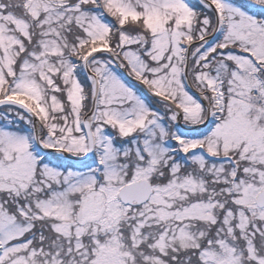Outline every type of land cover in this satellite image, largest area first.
<instances>
[{
    "label": "snow or ice",
    "instance_id": "1",
    "mask_svg": "<svg viewBox=\"0 0 264 264\" xmlns=\"http://www.w3.org/2000/svg\"><path fill=\"white\" fill-rule=\"evenodd\" d=\"M0 264H264V0H0Z\"/></svg>",
    "mask_w": 264,
    "mask_h": 264
}]
</instances>
